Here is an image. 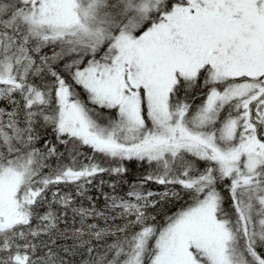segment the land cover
Instances as JSON below:
<instances>
[{"label": "snow or ice", "instance_id": "6c2138e0", "mask_svg": "<svg viewBox=\"0 0 264 264\" xmlns=\"http://www.w3.org/2000/svg\"><path fill=\"white\" fill-rule=\"evenodd\" d=\"M0 264H264V0H0Z\"/></svg>", "mask_w": 264, "mask_h": 264}, {"label": "trees", "instance_id": "16d2710c", "mask_svg": "<svg viewBox=\"0 0 264 264\" xmlns=\"http://www.w3.org/2000/svg\"><path fill=\"white\" fill-rule=\"evenodd\" d=\"M129 169H130V174H131V175H136V174H138V172H137V168H136V166H135L134 164H130V165H129ZM105 179H107V177H105Z\"/></svg>", "mask_w": 264, "mask_h": 264}]
</instances>
